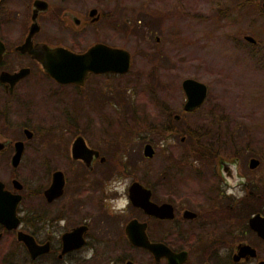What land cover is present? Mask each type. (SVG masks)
I'll return each mask as SVG.
<instances>
[{
  "label": "flooded vegetation",
  "instance_id": "obj_1",
  "mask_svg": "<svg viewBox=\"0 0 264 264\" xmlns=\"http://www.w3.org/2000/svg\"><path fill=\"white\" fill-rule=\"evenodd\" d=\"M113 10L94 5V0H0V185L5 209L0 242L24 251L21 262L9 254L0 264H264V238L248 225L252 215L264 216V175L253 174L259 160L250 156L247 167L241 165L236 148L225 156L214 140L200 139L201 127L192 133L199 135L198 147H174L175 137L179 144L186 141L174 123L198 109L207 90L199 105L184 109L180 81L182 99L174 110L171 89L152 88L159 123L152 124L156 136L141 147L151 163H130L132 148L118 153V133H108L110 122L97 109L109 99L121 101L119 86L110 95L107 78L126 73L132 57L127 48L93 32V23H124ZM97 43L127 49L129 68L89 70L81 81H61L33 56L36 50L48 56L46 49L59 47L82 53ZM80 102L94 116L73 113ZM57 104L67 107L62 125L55 122ZM188 128L186 122L183 130ZM161 140L172 143L161 148ZM189 155L196 157L188 161ZM197 160L202 163L195 164ZM114 174L131 178L125 215H110L103 203L104 184ZM240 177L246 181L239 185L245 195H226ZM12 203L16 222L7 226ZM238 220L241 228L235 226ZM19 232L39 246L35 255ZM142 233L147 243L164 245L170 257L183 251L184 258L156 257L137 243ZM89 248L95 254L84 260ZM192 251L197 252L195 261H189Z\"/></svg>",
  "mask_w": 264,
  "mask_h": 264
},
{
  "label": "rangeland",
  "instance_id": "obj_2",
  "mask_svg": "<svg viewBox=\"0 0 264 264\" xmlns=\"http://www.w3.org/2000/svg\"><path fill=\"white\" fill-rule=\"evenodd\" d=\"M232 1L94 0V5L114 9L116 15L118 12L124 23H93V32L127 48L132 57L126 73L107 78L110 95L119 86L121 101L109 99L103 109H97L101 111L99 116L110 122L108 133H118V153L124 147L133 149L130 163H151L141 155L143 142L156 136L152 124L159 123V104L152 101L151 89L167 86L171 89L169 103L179 110L180 81L193 77L207 85V95L198 109L174 123L186 138L185 144H179L175 137L174 147H198L197 141L210 138L227 157L236 148L239 163L245 167L248 157L257 158L259 163L253 174L264 175V15L258 11H264V0H255L244 11L231 10ZM245 35L253 37L254 42L245 39ZM80 104L73 113L94 116L83 102ZM57 109L59 117L55 122L62 125L63 116L68 115L67 107L59 105ZM13 110L12 115L18 116V110ZM186 122L189 131L183 130ZM194 128L201 130V140L192 134ZM195 157L189 155L188 161ZM126 159L123 158L128 162ZM239 225L238 220L235 226ZM9 254L12 260L24 259L20 247H6L0 242V260L9 258ZM196 259L197 252L192 251L189 261Z\"/></svg>",
  "mask_w": 264,
  "mask_h": 264
},
{
  "label": "water",
  "instance_id": "obj_3",
  "mask_svg": "<svg viewBox=\"0 0 264 264\" xmlns=\"http://www.w3.org/2000/svg\"><path fill=\"white\" fill-rule=\"evenodd\" d=\"M262 6L264 7V1L262 2ZM244 38L254 42V38L249 35H245ZM45 52H49V55L43 56L42 52L36 50L33 56L42 63L47 72L61 81H81L89 70H115L123 72L129 68L130 64L129 52L127 49L110 47L100 43L94 44L82 53H74L60 47L46 49ZM181 86L186 97L183 104L184 109L195 107L203 101L207 90L206 84L203 81L193 77H184L181 80ZM251 161L254 163L256 159L252 158ZM2 194L3 192L1 191L0 185V214L5 213L3 212L5 209L2 207ZM10 221H12V223H8L7 226H13L16 222V218L13 217V203L10 208ZM140 225L142 226V224ZM248 225L264 238V216H260L259 214L252 215L248 218ZM18 237L23 240L32 256L38 252L39 246L33 241L30 235L19 232ZM137 243L146 246L156 257L164 255L168 257V259L173 260H182L184 258L183 251L172 254V257H170L171 253L164 245L160 243H147L143 233L141 241ZM249 252L252 253L253 250L250 248ZM260 264H263V262Z\"/></svg>",
  "mask_w": 264,
  "mask_h": 264
},
{
  "label": "clouds",
  "instance_id": "obj_4",
  "mask_svg": "<svg viewBox=\"0 0 264 264\" xmlns=\"http://www.w3.org/2000/svg\"><path fill=\"white\" fill-rule=\"evenodd\" d=\"M172 141H160V147L164 148ZM246 182L245 178L240 177L236 184L226 188V195L240 199L245 195V192L239 187L240 184ZM131 185V178L114 174L108 179L103 187L104 200L103 203L110 215H125L131 203L128 195V190ZM94 249L89 248L83 253L84 260H91L94 256ZM223 254V250L221 251Z\"/></svg>",
  "mask_w": 264,
  "mask_h": 264
},
{
  "label": "trees",
  "instance_id": "obj_5",
  "mask_svg": "<svg viewBox=\"0 0 264 264\" xmlns=\"http://www.w3.org/2000/svg\"><path fill=\"white\" fill-rule=\"evenodd\" d=\"M256 2H255V0H233L232 1V4L230 3L229 4V7L231 8V10L232 9H236V10H242V11H244L245 10V8L247 7L248 9L250 8L249 6L250 5H254ZM262 15H264V11L261 9V8H259V10H258Z\"/></svg>",
  "mask_w": 264,
  "mask_h": 264
}]
</instances>
